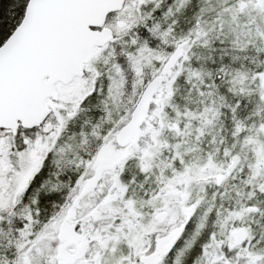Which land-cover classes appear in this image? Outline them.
Wrapping results in <instances>:
<instances>
[{
	"label": "snow or ice",
	"instance_id": "snow-or-ice-1",
	"mask_svg": "<svg viewBox=\"0 0 264 264\" xmlns=\"http://www.w3.org/2000/svg\"><path fill=\"white\" fill-rule=\"evenodd\" d=\"M0 264H264V0H0Z\"/></svg>",
	"mask_w": 264,
	"mask_h": 264
},
{
	"label": "rangeland",
	"instance_id": "rangeland-1",
	"mask_svg": "<svg viewBox=\"0 0 264 264\" xmlns=\"http://www.w3.org/2000/svg\"><path fill=\"white\" fill-rule=\"evenodd\" d=\"M165 2H168V0H165Z\"/></svg>",
	"mask_w": 264,
	"mask_h": 264
}]
</instances>
